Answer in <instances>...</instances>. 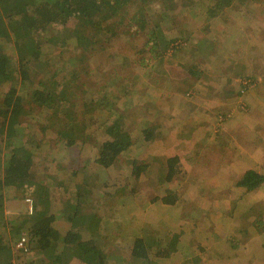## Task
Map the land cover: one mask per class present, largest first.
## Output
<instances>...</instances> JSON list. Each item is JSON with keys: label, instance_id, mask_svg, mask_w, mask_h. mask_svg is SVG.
<instances>
[{"label": "rangeland", "instance_id": "374dc122", "mask_svg": "<svg viewBox=\"0 0 264 264\" xmlns=\"http://www.w3.org/2000/svg\"><path fill=\"white\" fill-rule=\"evenodd\" d=\"M176 1L164 25L178 40L163 56L149 53L144 36H114L99 26L102 46L50 48L43 42L28 79L22 82L17 71L0 93L10 88L21 97L15 114L27 131L22 141L38 178L52 186L48 211L60 231L78 210L88 217L83 232H90L88 214L95 212L112 264H142L129 253L144 233L159 248L175 239L167 258L151 252L154 264H264V183L255 191L238 185L248 169L264 174V0ZM163 6L147 0L131 14L157 17ZM5 43L13 55V45ZM193 65L198 77L186 71ZM32 67L64 79L67 95H57L62 101L49 109L32 102L31 88L44 78ZM116 119L133 139H144V128L151 137L102 167L95 162L97 145ZM177 136L190 142L181 148ZM173 145L189 156L185 165L179 159L184 171L162 181ZM169 193L176 195L174 204H163L159 198ZM0 194L1 231L29 211L18 190L3 187ZM6 233L5 244L12 246L17 237ZM93 235L101 241L96 230ZM202 247L200 261L194 252Z\"/></svg>", "mask_w": 264, "mask_h": 264}, {"label": "trees", "instance_id": "16d2710c", "mask_svg": "<svg viewBox=\"0 0 264 264\" xmlns=\"http://www.w3.org/2000/svg\"><path fill=\"white\" fill-rule=\"evenodd\" d=\"M146 1L0 0V86L11 81L17 71L22 82L28 79L29 68L41 61L43 42H47L50 48L74 45L75 49L88 50L93 46H102V39L100 35L98 36L99 26L108 28L114 36L120 33L144 36L145 45H150L149 53L153 56H163L174 47L170 45L178 40L176 33L168 35L165 32L169 25H164L168 22L170 6L173 7L177 1L162 0L164 9L157 17L131 14L134 5L144 4ZM56 36L59 38L56 39ZM190 37L191 32L184 41L191 42ZM7 40L14 47L13 55L7 51L5 43ZM197 68L193 65L187 67L186 71L189 75L198 77L201 71ZM33 69L44 78L32 86V102L49 109L51 104L62 101L57 95L61 92L67 95L61 85V80L64 79L58 80L57 73L45 76L47 72L42 73L38 72V68ZM15 95L16 91L10 88L0 93V190L3 187L18 190L23 198L32 200L33 210L29 214H21L10 220L6 229L2 227L0 264H12L21 255L25 256L24 264H112L109 257L113 254L106 248L104 242L106 234L100 226L99 219L91 217L94 221L90 232L85 230L83 232L88 217L78 213V210H74L72 217L68 219L67 228L63 231L54 223L55 215L53 211H48L53 189L38 178L32 151L22 141V135L27 131L17 120L19 114H15L17 112L15 109L19 107L15 105L21 106V97ZM208 129L212 128L209 126ZM104 133L107 138L97 145L95 155L96 164L102 167L111 166L120 154L132 150L134 145L143 143L144 139L149 140L151 137V131L144 128L141 132L144 139L140 136L133 139L130 132L122 128L119 119L107 123ZM166 168V175L160 179L170 182L175 174L181 171L177 155L166 158ZM80 179L81 183L77 182L75 185L77 190L82 189L85 177ZM263 183L264 174L253 169L246 170L238 181V185L247 191H255ZM76 199L77 202L80 201L79 197ZM159 199L163 204L172 205L176 195L169 193ZM7 229L13 237L19 238L20 234H25L26 252L21 250L23 254H19L12 246H6L4 236L7 235ZM94 230L98 232L101 241L93 235ZM146 237L145 233L135 237L129 253V256L140 263L154 264L150 259L151 252L159 258H167L173 251L175 239L159 248L156 246L159 245V241L154 239L148 241Z\"/></svg>", "mask_w": 264, "mask_h": 264}, {"label": "crops", "instance_id": "0c3cea01", "mask_svg": "<svg viewBox=\"0 0 264 264\" xmlns=\"http://www.w3.org/2000/svg\"><path fill=\"white\" fill-rule=\"evenodd\" d=\"M176 113V111L175 112H172V116L174 115ZM181 121V120H180ZM178 122V123H181V122ZM177 123V124H178ZM202 124V123H201ZM179 125V124H178ZM182 125V124H181ZM172 127H174V128H176V126H174V124H172ZM177 131H179V130H176L175 131V134H176V132ZM180 131H182V130H180ZM174 132H172V134H173ZM177 138H178V136H177ZM190 142V139H188V137H185V136H182V138H178L177 139V144L179 145V146H182L181 148H183V144L184 143H189ZM177 148H178V146L177 145H173L172 146V156H174V155H177L178 156V158L181 160V164H183V159H185V157H188L189 156V154H185L184 152H180V153H178L177 152ZM178 151H179V149H178ZM183 165H185V164H183ZM182 169V168H181ZM182 171H184L183 169H182ZM186 181H187V179H186ZM20 203H21V201H20ZM22 204V203H21ZM13 210H14V208H13ZM90 212V211H89ZM88 212V213H89ZM88 216H89V218H90V221L91 222H93L94 220H91V217H93V216H95L96 217V219H99V217H98V215L94 212V213H91V214H88ZM179 218V217H178ZM101 226V225H100ZM237 233V232H236ZM107 235V234H106ZM203 237L204 238H210L211 237V234H207L206 236H204V234H203ZM237 239V238H236ZM205 252H206V250H205V248L204 247H202V249H201V251L199 252L198 250H196L195 252H194V255L197 253L198 254V259L201 261V258L205 255ZM227 259H229V258H227ZM225 261L226 262H228L229 260H226L225 259ZM184 262H187V260L185 259L184 260ZM231 264V263H230Z\"/></svg>", "mask_w": 264, "mask_h": 264}, {"label": "built area", "instance_id": "2783aa9c", "mask_svg": "<svg viewBox=\"0 0 264 264\" xmlns=\"http://www.w3.org/2000/svg\"><path fill=\"white\" fill-rule=\"evenodd\" d=\"M25 200H26L27 203H28V211H29V213H31L32 210H33V209H32V200H31L30 198H26ZM26 241H27V239H26L25 234H20L19 238H17V239L13 242V244H12V248H13L15 251H18L19 254H23V252H21V250L26 252V244H25ZM25 252H24V253H25ZM16 253H17V252H16ZM12 264H23V260H22L21 258H19L18 260H14V261L12 262Z\"/></svg>", "mask_w": 264, "mask_h": 264}]
</instances>
